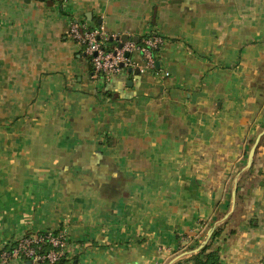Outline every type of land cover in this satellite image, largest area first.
Returning a JSON list of instances; mask_svg holds the SVG:
<instances>
[{
    "label": "crops",
    "instance_id": "crops-1",
    "mask_svg": "<svg viewBox=\"0 0 264 264\" xmlns=\"http://www.w3.org/2000/svg\"><path fill=\"white\" fill-rule=\"evenodd\" d=\"M77 21L160 38L157 72L95 77ZM263 130L264 0H0V249L60 229L76 264H193L221 227V264H264Z\"/></svg>",
    "mask_w": 264,
    "mask_h": 264
},
{
    "label": "built area",
    "instance_id": "built-area-1",
    "mask_svg": "<svg viewBox=\"0 0 264 264\" xmlns=\"http://www.w3.org/2000/svg\"><path fill=\"white\" fill-rule=\"evenodd\" d=\"M64 2L65 0H50ZM69 37L83 48L91 64L93 75L107 81L112 75L124 69H136L141 73H156L154 52L161 45L162 40L152 36L142 44L126 40L118 46L108 47V36L102 28H89L85 22H72L68 29ZM138 53L142 64L135 62L131 55ZM64 231L56 233H25L16 241L4 243L0 249V264L12 261L27 260L36 264H57L59 258L66 254L69 242ZM47 244L51 248L41 252V247ZM68 264H72L69 262Z\"/></svg>",
    "mask_w": 264,
    "mask_h": 264
},
{
    "label": "trees",
    "instance_id": "trees-1",
    "mask_svg": "<svg viewBox=\"0 0 264 264\" xmlns=\"http://www.w3.org/2000/svg\"><path fill=\"white\" fill-rule=\"evenodd\" d=\"M111 43H112V41L110 39H108V41L106 42V44H107L108 47H111L110 46ZM137 43L140 44V42H137ZM91 70H92V67H91ZM100 96L103 99H106V100H109V101H111L110 99H115L116 98V97H113L110 94V92L107 91V90L103 91L100 94ZM246 174L247 173H244L240 177V179L238 180V184H237L238 185V188H239V185L241 183V180H242L243 176H245ZM98 186L100 188H107L106 187L107 184L99 183ZM236 198L239 199V195H237ZM220 230H221V227H218L214 231L213 238L219 235ZM58 231H60V229H58L56 231H53V233H56ZM41 233H45V232H41ZM50 248L51 247L49 245L44 244L41 247V252L47 251ZM191 261H192L193 264H221L219 252L217 250H212L211 249V246H210V243L207 244L206 246H204L197 254L193 255L192 258H191ZM69 262H71L72 264H76V262L72 261L71 258L67 257V254H65L64 256H62L61 258H59L57 264H68Z\"/></svg>",
    "mask_w": 264,
    "mask_h": 264
},
{
    "label": "water",
    "instance_id": "water-1",
    "mask_svg": "<svg viewBox=\"0 0 264 264\" xmlns=\"http://www.w3.org/2000/svg\"><path fill=\"white\" fill-rule=\"evenodd\" d=\"M126 40V39H125ZM124 42V41H123ZM158 65V63H157ZM131 70H129L130 72ZM135 74H138V70H135ZM264 135V130L257 136V138L255 139V141L253 142L248 154H247V158H246V163L243 167V169L241 170V172H245L247 170H249L252 166L253 163V158L257 149V146L260 142V139L262 138V136ZM237 181L238 179L235 180L234 183V187L232 189L231 192V199H232V209L234 208V204H235V200H236V190H237ZM228 215L225 216V218H227ZM215 227L211 228L208 232H207V236L206 239L202 242V244L195 250L196 252H199L210 240L213 232H214ZM26 264H30V261H27Z\"/></svg>",
    "mask_w": 264,
    "mask_h": 264
}]
</instances>
